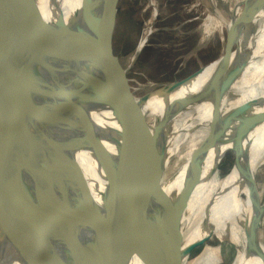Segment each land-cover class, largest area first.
<instances>
[{"label":"water","instance_id":"1","mask_svg":"<svg viewBox=\"0 0 264 264\" xmlns=\"http://www.w3.org/2000/svg\"><path fill=\"white\" fill-rule=\"evenodd\" d=\"M116 1L0 0V194L9 192L10 206L13 201V221L9 218L12 223L4 238L25 264H88L93 250L110 264H182L209 241L171 257L172 224L198 184L209 147L222 143L214 166L234 153L230 172H239L251 134L264 123L263 98L244 114L232 142L213 137L214 142L209 140L200 150L186 166L176 196L156 188L161 173L153 169L158 148L147 153L153 128L144 105L192 85L213 65L216 76L233 68L227 77L212 79L205 90L224 96L254 46L228 43L220 58L188 78L134 98L125 92L126 73L109 59L111 9ZM60 62L62 71L56 69ZM193 97L168 103L155 135L170 129ZM105 111L113 113L119 130L99 139L96 121ZM108 140L116 158L105 150ZM81 156L95 158L106 173L105 185L85 172ZM129 184L137 188L136 215L116 195ZM259 210L253 243L250 239L255 247L262 243L264 205ZM6 253L0 251L2 263Z\"/></svg>","mask_w":264,"mask_h":264},{"label":"bare ground","instance_id":"2","mask_svg":"<svg viewBox=\"0 0 264 264\" xmlns=\"http://www.w3.org/2000/svg\"><path fill=\"white\" fill-rule=\"evenodd\" d=\"M148 8L152 9L153 14L144 30L140 48L152 33V23L158 16V1L148 0ZM191 10L200 13L203 18L201 30L204 39L219 33L224 51L228 43L240 47L245 44L254 46V51L247 62L239 65L237 73L225 87L224 96H218L217 93L205 94V90L212 79L227 77L232 74L233 68L229 66L222 75L216 76L214 74L216 67L213 65L192 85L176 90L166 99L155 98L144 105L145 118L153 128L152 141L149 142L147 153L151 154L155 146L158 148L153 169L160 170L161 173L156 188L175 196L182 189L186 166L201 149L207 147L209 140L221 136L232 142L237 136L241 119L249 107L264 98V0H196L190 7ZM64 11H69V8H65ZM63 67L60 62L57 63L56 69L62 71ZM191 94H194L195 98L193 97L189 105L183 108L182 113L176 116L170 129H161L155 135L158 131L156 126L165 117L167 104ZM96 123L101 134L106 132L114 135L116 130H119V125L111 111H105ZM211 141L214 142L213 139ZM105 144L108 155L116 158L114 145L109 140ZM263 147L264 123L251 134L249 152L242 159L239 172H229L225 177H220L218 166H214L215 154L224 148L223 144L217 143L209 147L211 152L205 161L198 184L172 224L174 231L170 240L171 257H175L182 249L208 239V242L216 245L207 242L197 258L191 261L185 258L182 264H221L220 247L225 243L234 245L238 251L232 264H264V243L256 247L251 244L254 227L259 218V209L264 205V190L258 189L255 178L258 169L263 166L260 163L255 165ZM89 159L81 156L79 158L81 166L91 177H95L98 182L105 185L106 173H103L95 158L93 161ZM118 165L122 170L120 162ZM97 172L99 176H94ZM179 172L180 174L170 183L172 177ZM242 188L250 193V202L242 197L246 194L243 193ZM136 191L137 188L134 185L132 188L129 184L122 186L116 192L123 205L135 215L136 209H139L135 198ZM10 196L9 192L0 194V251L1 253L7 251L5 263L0 259V264H25L17 249L4 238L5 230L13 221L11 217L13 201L10 206ZM156 205L159 211L160 207ZM9 218L12 221H9ZM88 264L110 263L100 252L93 250ZM136 264L143 263L137 261Z\"/></svg>","mask_w":264,"mask_h":264},{"label":"rangeland","instance_id":"3","mask_svg":"<svg viewBox=\"0 0 264 264\" xmlns=\"http://www.w3.org/2000/svg\"><path fill=\"white\" fill-rule=\"evenodd\" d=\"M157 1L158 16L152 23L151 35L141 48L144 30L153 14L152 9L148 8V0H118L111 9L113 27L109 59L115 61L120 71L126 73L124 77L125 92L134 98H140L165 85L188 78L202 67L220 58L224 52V45L219 33H214L206 39L203 38L201 30L203 18L200 13L190 11V7L196 0ZM102 136L103 133H98L99 139ZM261 152L255 165L260 163L263 166L258 169L255 178L258 189L263 191L264 147ZM234 159V153H228L223 158L217 168L220 177L229 174ZM242 191L246 193V196L242 197L250 202V193L243 188ZM261 226L259 237L264 243V214ZM204 247L200 246L195 249L189 258L190 261L197 258ZM220 250L222 264H232L236 257V251L228 243L222 244Z\"/></svg>","mask_w":264,"mask_h":264},{"label":"flooded vegetation","instance_id":"4","mask_svg":"<svg viewBox=\"0 0 264 264\" xmlns=\"http://www.w3.org/2000/svg\"><path fill=\"white\" fill-rule=\"evenodd\" d=\"M260 229H261V226H260ZM260 229H259V230H260ZM259 238H260V237H259ZM260 240H261V238H260ZM261 242H262V240H261ZM262 243H263V242H262ZM212 244H215V243H212ZM229 245H230V244H229ZM230 246H231V245H230ZM231 247H232V246H231ZM232 249L235 250L233 247H232ZM235 251H236V256H237V250H235ZM220 257H221V255H220ZM222 263H223V261H222V258H221V264H222Z\"/></svg>","mask_w":264,"mask_h":264},{"label":"crops","instance_id":"5","mask_svg":"<svg viewBox=\"0 0 264 264\" xmlns=\"http://www.w3.org/2000/svg\"><path fill=\"white\" fill-rule=\"evenodd\" d=\"M262 227V226H261Z\"/></svg>","mask_w":264,"mask_h":264}]
</instances>
